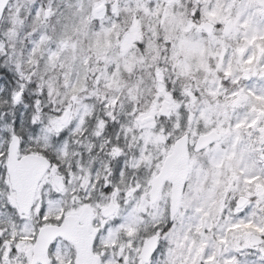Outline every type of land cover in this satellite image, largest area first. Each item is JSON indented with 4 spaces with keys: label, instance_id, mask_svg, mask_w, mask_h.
Here are the masks:
<instances>
[{
    "label": "snow or ice",
    "instance_id": "1",
    "mask_svg": "<svg viewBox=\"0 0 264 264\" xmlns=\"http://www.w3.org/2000/svg\"><path fill=\"white\" fill-rule=\"evenodd\" d=\"M0 264H264V0H0Z\"/></svg>",
    "mask_w": 264,
    "mask_h": 264
}]
</instances>
